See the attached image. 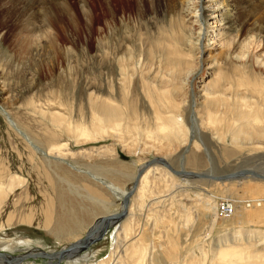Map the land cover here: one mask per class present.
<instances>
[{"label":"rangeland","instance_id":"rangeland-1","mask_svg":"<svg viewBox=\"0 0 264 264\" xmlns=\"http://www.w3.org/2000/svg\"><path fill=\"white\" fill-rule=\"evenodd\" d=\"M223 1L57 0L47 13V0H0V185L11 175L23 179L0 204V253L6 260L51 254L84 238L88 231L77 238L81 223L60 227L70 213L84 228L120 211L121 202L90 175L126 193L137 169L150 159L200 174L232 175L248 168L264 175V139L231 136L240 124L264 127V0H229L236 18L231 31L198 18L205 8L220 16ZM197 20L209 32L219 30L220 45L207 47L210 37L189 36L195 30L187 22ZM246 40L250 46L242 47ZM99 57L105 58L102 66ZM117 59L123 72L111 67ZM204 87L220 91L219 102L205 109L199 98ZM100 100L125 111L119 131L94 130L92 104ZM54 113L62 118L58 124L52 122ZM155 113L173 119L177 134L167 137V123ZM151 169L173 178L158 172L147 178L141 196L136 191L130 200V216L81 255L59 264H112L116 255L122 257L126 238L141 254L129 255L123 264L139 259L141 264H231L229 258L217 260L215 247L240 229L253 232L246 244L255 245L241 241L240 248L252 255L240 264H264L260 217L238 228L231 217L221 220L214 210H203L210 202L214 209L222 200L246 199L242 206L251 205L246 210L261 213L259 181L179 179L161 167ZM121 226L129 227L126 238ZM171 242L177 250L170 260L161 249Z\"/></svg>","mask_w":264,"mask_h":264},{"label":"bare ground","instance_id":"bare-ground-1","mask_svg":"<svg viewBox=\"0 0 264 264\" xmlns=\"http://www.w3.org/2000/svg\"><path fill=\"white\" fill-rule=\"evenodd\" d=\"M25 1V0H24ZM31 1V0H29ZM47 2H49V6L47 7V13L53 9V6L54 5H57V0H47ZM51 2V3H50ZM224 2V1H223ZM27 3V2H26ZM25 4V3H24ZM29 4V2H28ZM43 5V4H42ZM83 6V5H82ZM224 10L223 12H221L220 16H217L216 15V12H217V9H208V8H205V9H202V13L201 14H198V18L199 17H203L204 20H207V19H212L214 21H217L218 23H220L218 26L216 25L217 28H224L226 31L229 30L231 31L234 24H235V21H236V18L234 16V10H233V7L230 5V2L229 0H225L224 2ZM28 6H26V9H27ZM44 8V7H43ZM25 9V8H24ZM197 13V10H195ZM201 11V10H200ZM43 12V11H42ZM192 13V12H191ZM190 13V14H191ZM46 16V14H45ZM48 16V15H47ZM30 18V17H29ZM45 18V17H44ZM264 20V18H263ZM187 22V21H186ZM200 20L196 21V22H187L189 24H193L194 26L192 27L193 30H195L194 32H190L189 36H196V38H199L200 40L203 38H206V37H210V41H212V43L214 42L215 44L212 45V43L209 44V41L207 40V44H205L204 46H207V47H212V46H215V45H220L221 44V41L219 39H217V37H219V30L218 32H209L207 27H203L202 24H199ZM201 23V22H200ZM216 23V22H214ZM196 24V26H195ZM214 26V25H213ZM108 27V26H107ZM212 28V27H211ZM260 34L264 37V21H263V24L262 26L260 27ZM215 38V39H214ZM259 40V39H258ZM191 42H189V44H191ZM199 43V41H198ZM197 43V44H198ZM101 44V43H100ZM196 44V43H195ZM250 44V41L249 40H246L244 43H243V46L242 47H248V45ZM197 46V45H196ZM250 46V45H249ZM193 48V47H192ZM197 48V47H196ZM206 48V47H205ZM256 49V48H255ZM65 52V51H64ZM104 57V56H103ZM114 57V56H113ZM115 58V57H114ZM113 59V58H112ZM98 60V63L97 64H102V61L105 60V58H102V57H99ZM230 60V59H229ZM115 61V60H114ZM111 67L114 69H117L119 72H123L124 71V68L122 67V63L121 61L119 62L118 59L117 61L113 62L111 61ZM256 65H257V61L254 62ZM105 64V63H104ZM103 64V65H104ZM99 66V65H98ZM102 66V65H101ZM110 67V66H108ZM100 68V67H99ZM126 71V70H125ZM227 75V74H226ZM67 78V77H66ZM168 83V82H167ZM170 83V82H169ZM206 87V86H205ZM204 87V88H205ZM211 87V86H210ZM209 85H208V88H210ZM202 89V96H200L199 98H203V103H201V106L203 109H205V105H214L215 103L219 102V99H218V92L220 91H214V92H209L207 90V88L205 89ZM201 92V91H200ZM209 95L210 94V97H206V95ZM154 100H156L155 102H157V99L156 97H153ZM93 108L96 109V113L97 115H95L94 118H92V124L94 125V130H102L104 129L103 127H109L111 128V131L113 129V131H119L117 127H119V125H121V121H125L124 119H126V117L124 116L125 115V111L123 110V108L121 106H113L111 103L109 102H105V101H102L100 100L99 102H93ZM211 111H207L206 113H211ZM155 117L161 121H166L167 123V126L165 127L163 133H167L169 138H171V136L173 137V135L177 134V130L175 129V125H176V122L173 120V119H170V118H166V119H163V117H161L159 115V113H155ZM51 119H52V122H55L56 124L59 123V120H61L62 118L54 113L51 115ZM208 119H210V117L208 116ZM195 120V119H194ZM192 120V121H194ZM196 121V120H195ZM62 122V121H61ZM10 123V126L11 127H14L15 128V123L12 122V121H9ZM115 124V125H114ZM128 124V123H127ZM114 125V126H112ZM132 126V125H131ZM131 128V127H130ZM83 130H81L82 134L85 136H87V132L85 131V128H82ZM133 129V128H131ZM236 130L233 131V133H231V136H232V139L233 141L236 140L237 138H247V139H253L254 136H258L260 139H264V134L262 132V130L264 129V127H256L254 124H240L238 125L236 128ZM77 130V129H76ZM79 134L80 131H79ZM118 135H115L114 137H117ZM120 136V135H119ZM120 139V138H119ZM119 141V140H118ZM121 142V140H120ZM236 142V141H235ZM61 147H59L60 149ZM125 148H128L129 147H125ZM64 149V148H63ZM34 150V149H33ZM58 151V149H57ZM60 151V150H59ZM38 153H41L40 150L38 149V151H36ZM54 152V150H53ZM56 153V152H54ZM59 153V152H58ZM58 153H57V156H58ZM62 153V152H60ZM63 154V153H62ZM43 156H45L43 154ZM56 156V155H55ZM61 156V155H60ZM59 156V157H60ZM157 161V160H156ZM158 161H161L163 163H165L166 166L162 165V164H159V163H151L149 164L148 166H146L143 171L140 173L137 181H136V186L133 190V192L128 196V193L125 192V190H121L119 187H117L116 185H114L113 183L109 182V181H106L105 179H101L99 177H96L94 175H90V177H92L94 180H96L97 182H101L100 185H102L106 190L107 192L110 193V195L114 198H116L117 200H119L121 202V199L123 197V195H126V197L128 198L127 200V203H126V209H125V213L124 215L122 216V218L116 220V221H112L111 223H108V224H102L100 227H98V230H97V233L92 235L91 237H89L86 241V248L88 249L94 242L96 243L98 240L102 239L103 236L108 232L109 228L113 227V226H116L117 228V224L127 218L129 215V204H130V200L131 198L134 196L135 192H136V196L139 198L141 196V194L143 193V187H144V183L146 181L147 178L151 177L154 173L158 172L159 174L161 175H166L168 176L169 178H173L171 177L169 174H167L164 170L162 169H151L148 171L149 167L151 166H158V167H161L165 170H167L172 176H175L179 179H191V180H199V179H207L205 177H188V176H181V175H176V174H173L170 170H174L173 168H171V166L164 160H158ZM72 166V165H71ZM143 166H140L139 168H141ZM183 170V169H182ZM257 173V172H256ZM144 174V176H143ZM237 174V173H236ZM201 175V174H200ZM167 177V178H168ZM251 178L252 180L254 181H259L260 182H264V180L262 179H259V178H256L252 175H249L247 173H244V174H240V175H236L235 176V179L237 178ZM172 180V179H170ZM209 180V179H208ZM225 179H218V180H209V181H218L219 183H222ZM243 180V179H242ZM23 183V179H20L19 177H17L16 175H11L7 184L2 186L0 185V204L3 202V200L5 199V197L11 193L12 189L18 185H21ZM243 183V182H242ZM258 182L256 183L258 188H264L263 186L262 187H259V184ZM247 184V183H245ZM261 186V185H260ZM15 189V188H14ZM261 189V190H262ZM263 192V191H262ZM264 193V192H263ZM261 198H262V202L264 204V194L261 195ZM250 200V199H249ZM245 202V201H244ZM243 200L239 199L237 201L235 200H231L230 201V205H231V211H230V216L234 221H232L233 223H236L238 224V228L241 227L242 225L244 224H249L251 223L255 218H259L260 222L261 221H264V209H262V212L260 213V211H248L250 209H247L246 208H250L251 205H248L246 207H243L242 204L244 203ZM248 202H252V200L248 201ZM97 203L100 204V203H103L101 201H98L97 200ZM208 203V202H207ZM2 205V204H1ZM261 206V205H259ZM216 207V205H215ZM214 207V208H215ZM203 210H205L206 212L208 211H213L214 210V215L217 217L216 215V212H215V209H213V203H209L207 204V207H204ZM240 210V211H239ZM47 212V211H45ZM44 212V213H45ZM247 212V213H245ZM128 213V214H127ZM71 215H73V213H70ZM239 214V215H237ZM45 216V215H44ZM75 216V215H74ZM46 217H47V214H46ZM65 217V216H64ZM228 217V218H229ZM70 218V217H69ZM74 218V217H73ZM227 219V218H226ZM49 220V219H48ZM67 220V219H66ZM69 220V219H68ZM221 220H224V219H221ZM75 221V220H74ZM73 221V222H74ZM131 221V220H129ZM215 220L212 221V224L214 223ZM68 222V221H67ZM71 223V220L69 221ZM76 222V221H75ZM98 223V220L97 222H94L91 226V228L88 230V233L95 229L96 228V225ZM76 224V223H75ZM129 224V223H128ZM63 226V225H62ZM67 226V225H65ZM121 230H122V233L124 234L125 238L127 236V233L129 232V227L126 226V227H119ZM87 233V234H88ZM121 232H119L120 234ZM254 234L253 232H250L249 234H245L244 232H241V229L240 231H237L233 237L229 240H224L222 242H220L216 247H215V255L217 256V260L218 261H222L224 260L225 258H229L231 261L229 263L231 264H240L241 262H243V259H247V256L249 255H252V253H249L247 252L244 248H240L241 246V241L245 238V244L247 243L246 241H248L250 239V237H252ZM83 239V238H82ZM81 239V240H82ZM248 239V240H247ZM81 240H79L78 242H80ZM126 239H124L123 241V245H122V250H121V253H123L122 257L123 259H121L122 257H119V255H116L115 257V260L113 261L112 264H123V262H125V258H129V255H136V257L141 254L140 252V249L138 250H133L132 249V244H131V241H126ZM263 240V239H262ZM169 242V241H168ZM257 242H260V241H257ZM254 243V244H258V243ZM76 243V242H75ZM73 243V244H75ZM248 246H253V244H246ZM246 246V248L248 247ZM255 246V245H254ZM253 246V247H254ZM244 247V246H243ZM84 248V249H86ZM71 250V251H65V248L64 249H61L60 251L58 252H52L51 254H48L50 255V258L49 259H42V260H46V261H50L48 262V264H52L51 261L55 262V264H59L61 261L63 260H67V261H70L72 258H74L75 256L77 255H81L85 250ZM177 249L175 248V245H174V242H171L169 246H164L163 249H161V254L164 256V257H167L168 259H174V256H175V251ZM76 251V252H74ZM142 251V250H141ZM72 252V253H71ZM61 253V254H60ZM29 253H26L25 254V257H23V259H20V260H29V259H40V258H36L34 257L36 255V253H32L31 255H28ZM34 254V255H33ZM60 254V255H59ZM28 255V256H26ZM40 255V254H39ZM43 255V253H42ZM214 255V256H215ZM4 256V254H3ZM6 259V258H5ZM9 260V259H8ZM20 260H17V261H9L8 263L7 262H4L2 259H0V264H24L22 263V261ZM7 261V260H6ZM21 262V263H20ZM26 264V263H25ZM134 264H141V260H137Z\"/></svg>","mask_w":264,"mask_h":264},{"label":"water","instance_id":"water-1","mask_svg":"<svg viewBox=\"0 0 264 264\" xmlns=\"http://www.w3.org/2000/svg\"><path fill=\"white\" fill-rule=\"evenodd\" d=\"M151 163H159V164H162L164 166L165 163L161 162V161H156L154 159H150L149 161H147L145 164H143V167L137 169L136 173H135V176L133 178V182H132V185L131 187L129 188L128 190V196L133 192L135 186H136V181L140 175V173L143 171V169L148 166L149 164ZM173 174H176V175H181V176H188V177H205L209 180H218V179H226V178H230V177H234L236 175H240V174H244V173H247L249 175H252L256 178H259V179H262L264 180V175H260L258 173H256L254 170L252 169H242V170H239L237 172V174H232V172H228V173H223V174H219V175H214V174H201L198 172H194V171H189V170H182V169H179V170H170ZM127 200L128 198L126 197V195H123L122 199H121V209L118 213H115V214H112V215H108V216H103V217H100V219L98 220V223L96 225V228L91 230L88 234L85 235V237L80 241V242H77L75 244H70L68 245L67 247H65V251H71V250H83L84 248H86V241L89 237H91L92 235L96 234L97 233V230H98V227H100L102 224H108V223H111L112 221H116L120 218H122V216L124 215L125 213V209H126V203H127ZM64 249V248H63ZM85 250V249H84ZM60 251V250H59ZM61 254V253H60ZM59 254V255H60ZM34 257L36 258H40V259H49L50 258V255L48 254H36ZM0 259H2L4 262H9V261H17V260H20V259H23V258H9V260L6 261L5 259V256H3L2 253H0Z\"/></svg>","mask_w":264,"mask_h":264},{"label":"crops","instance_id":"crops-1","mask_svg":"<svg viewBox=\"0 0 264 264\" xmlns=\"http://www.w3.org/2000/svg\"><path fill=\"white\" fill-rule=\"evenodd\" d=\"M119 206H120V208H121V205L119 204ZM104 208V207H103ZM120 210V209H119ZM49 211H50V209H49ZM118 212V211H117ZM112 213H116V212H112ZM112 213H108V214H112ZM48 215V214H47ZM105 215H107V214H105ZM105 215H103V216H105ZM75 218V216L74 215H71L70 216V218L68 217L67 218V220L66 219H64L63 217L61 218V224H60V227H62V225H63V227H66L65 225H67V226H70V224L71 223H73V224H77V223H81L82 224V222L80 221V222H78L77 220H75L74 221V218ZM102 217V216H101ZM98 218H100V217H98ZM49 219V216H47L46 217V214H45V223H48V225L50 224V221L48 220ZM69 219V220H68ZM72 219V222L71 223H69V224H67V221L69 222L70 220ZM97 218H95L91 223H90V225H88V226H85L84 228L82 227V225L81 224H77V226H80L79 227V230H80V233H82V235H81V237H77L78 239L79 238H82V236H83V234L85 233V232H87L88 230H89V228L92 226V224L95 222V220H96ZM74 221V222H73ZM46 228V227H45ZM73 230V229H72ZM77 230V232H78V229H76L75 228V231ZM82 230V231H81ZM84 232V233H83ZM76 236V235H75ZM78 239H76V240H78Z\"/></svg>","mask_w":264,"mask_h":264},{"label":"built area","instance_id":"built-area-1","mask_svg":"<svg viewBox=\"0 0 264 264\" xmlns=\"http://www.w3.org/2000/svg\"><path fill=\"white\" fill-rule=\"evenodd\" d=\"M214 209H215L217 217L220 219H226L231 215L230 214L231 205H230V202L227 200H222L220 202H217L216 207Z\"/></svg>","mask_w":264,"mask_h":264}]
</instances>
